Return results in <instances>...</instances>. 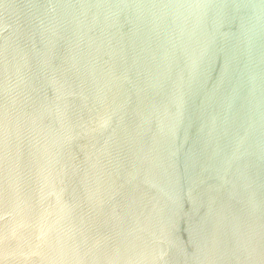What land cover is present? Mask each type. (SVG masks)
<instances>
[{
  "label": "water",
  "instance_id": "95a60500",
  "mask_svg": "<svg viewBox=\"0 0 264 264\" xmlns=\"http://www.w3.org/2000/svg\"><path fill=\"white\" fill-rule=\"evenodd\" d=\"M0 264H264V0H0Z\"/></svg>",
  "mask_w": 264,
  "mask_h": 264
}]
</instances>
